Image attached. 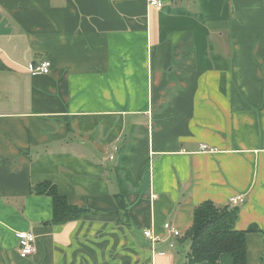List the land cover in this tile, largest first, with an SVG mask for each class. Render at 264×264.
<instances>
[{"label":"crops","instance_id":"obj_1","mask_svg":"<svg viewBox=\"0 0 264 264\" xmlns=\"http://www.w3.org/2000/svg\"><path fill=\"white\" fill-rule=\"evenodd\" d=\"M160 1L0 0V264H184L233 196L264 264V0ZM41 183L86 215L53 225Z\"/></svg>","mask_w":264,"mask_h":264},{"label":"trees","instance_id":"obj_2","mask_svg":"<svg viewBox=\"0 0 264 264\" xmlns=\"http://www.w3.org/2000/svg\"><path fill=\"white\" fill-rule=\"evenodd\" d=\"M32 193L51 199L53 225L80 220L87 213L71 206L51 183L37 184L32 188ZM119 205L124 209L121 199ZM238 214V207H218L211 202L198 205L194 209L191 226L179 240L188 245L184 264H219L220 257L225 254L231 256L232 264H247L246 235L257 230H236Z\"/></svg>","mask_w":264,"mask_h":264},{"label":"built area","instance_id":"obj_3","mask_svg":"<svg viewBox=\"0 0 264 264\" xmlns=\"http://www.w3.org/2000/svg\"><path fill=\"white\" fill-rule=\"evenodd\" d=\"M147 5L151 9H162L164 4L160 0H147ZM31 74H42L47 75L50 72V63L47 61H43L38 65L32 66L29 68ZM117 152L116 148H113L111 155L109 156L108 160L113 161L115 158V153ZM244 202L243 196H233L228 199L227 206L229 207H237ZM164 229L167 231L168 236L171 238V242L169 243V247H173V239L180 236L179 232L174 228H171L168 224L164 225ZM143 235L146 239L150 240L151 244L156 243L158 240L154 238L150 232V230H145ZM35 237L32 233H22L19 234V241H18V255L20 258H28L29 256L35 253Z\"/></svg>","mask_w":264,"mask_h":264}]
</instances>
